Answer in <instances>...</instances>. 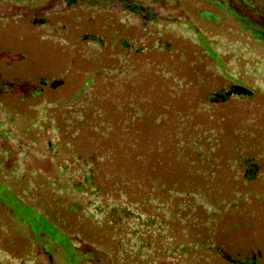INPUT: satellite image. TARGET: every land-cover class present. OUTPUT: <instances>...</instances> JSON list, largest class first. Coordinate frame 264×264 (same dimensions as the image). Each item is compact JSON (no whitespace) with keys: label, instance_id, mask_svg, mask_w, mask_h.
I'll return each mask as SVG.
<instances>
[{"label":"rangeland","instance_id":"rangeland-1","mask_svg":"<svg viewBox=\"0 0 264 264\" xmlns=\"http://www.w3.org/2000/svg\"><path fill=\"white\" fill-rule=\"evenodd\" d=\"M128 1L139 15L116 1L0 3V83H13L0 90V264H227L191 250L202 241L264 264V44L224 8ZM82 36L102 48H83ZM42 81L38 94L28 88ZM206 140L220 147L202 157L192 142ZM237 150L256 160L255 180L241 178ZM87 171L92 184L73 187ZM153 181L186 207L180 216L201 206L172 260L160 246L144 258L150 245L136 259L130 231L117 237L86 215L100 198L139 201Z\"/></svg>","mask_w":264,"mask_h":264},{"label":"trees","instance_id":"trees-1","mask_svg":"<svg viewBox=\"0 0 264 264\" xmlns=\"http://www.w3.org/2000/svg\"><path fill=\"white\" fill-rule=\"evenodd\" d=\"M53 0H0V3H9L15 6L19 5H27L31 3H49ZM62 3H65L66 6H71L77 3L78 7L82 8H96L98 6H102L103 4H108L111 1L119 2V4L123 8H127V10L131 11L135 15H139L140 11H142V7L138 1H128V0H89L86 3L85 0H57ZM196 3H203L207 6L215 8L217 11L220 9H225L224 17H231L233 23L237 24V28L242 33L248 34L251 38L260 41L264 44V5L262 7H258L255 4L249 5L244 0H186ZM86 3L85 7L84 4ZM234 3V4H233ZM236 4V5H235ZM246 8V6H248ZM224 6V7H223ZM205 18H213L212 14L209 12L203 13L201 15ZM148 18H153L151 14H149ZM214 19H218L214 17ZM152 20V19H151ZM44 24L46 22L44 21ZM101 39L93 36H82L80 39L81 46L88 50H97L99 51L102 48ZM13 84V83H12ZM12 84L6 86V84L0 83V90L11 87ZM39 85L44 86L45 82L42 81L38 83L37 86L29 85L28 88H33L35 93L39 92ZM237 89V88H236ZM235 88L230 90V92H215L207 97V100L218 97L219 101L224 102L228 97L232 94ZM66 110L69 111L70 116L76 117L79 116L78 111H75L72 106L66 107ZM83 114H87V111H81ZM193 146L197 148V146L202 147L205 151H202L201 156L203 157L206 154V149L213 151L215 148L218 149L220 147L219 144L214 145L213 142L206 140L205 143L199 145V142H192ZM212 145V147H211ZM215 146V147H214ZM250 148V146L248 147ZM239 151L240 159L236 162V166L241 170V178L246 182H251L259 177L261 174L259 172V167L256 164V160L252 157L251 154L243 155L242 151ZM94 178V174L92 171H87L83 181L74 183L76 189L80 190L81 187H84L88 184H92ZM149 187H152L145 191L143 198L139 201L134 200L128 202L126 200V196L123 193H119L121 201H115V203L108 204V202H104L101 198L97 200L95 203H88L89 209L86 215L89 218H100L106 222V224L110 225L116 234L117 237L120 236L121 231L124 229L126 231H130L126 236L134 237L137 240L139 246L137 247L136 254L133 255L136 257H140L142 255L141 250H144L145 247L149 248L151 254H146L143 257L154 256L156 247L160 246L163 248L162 254L168 257L170 260L176 258L175 250L179 249V251L184 250L183 244L185 241V236L187 233H190L188 230L189 227L198 226V221L196 219V212L200 210L201 206L196 204L195 202H190L191 207L187 206L189 209L188 214L186 216H180L182 212L186 210L185 206H180L178 203V199H176L170 191L161 190L164 188L161 182H152ZM159 191V192H158ZM94 195V194H93ZM97 197V196H94ZM124 201V202H122ZM205 207V206H204ZM208 207V206H207ZM78 208V207H77ZM205 210V208L203 209ZM206 212V211H205ZM193 214V216H192ZM208 214V213H207ZM211 215V213H209ZM208 214V215H209ZM203 224H200L202 226ZM52 228L45 229L48 231V234L52 237L53 240L55 236L53 235ZM139 238H143V240H138ZM154 240H159V244L153 242ZM189 244V243H188ZM191 245V244H190ZM153 246V247H152ZM195 247H199L204 249L203 251L207 255H216L219 256L224 262L227 264H259L260 257L258 254H251L248 257L237 258V257H229L226 253L221 251L219 248H215L213 246H207L204 244V241L200 243H196L192 245L191 250H194ZM135 248V247H134ZM129 255V252H127Z\"/></svg>","mask_w":264,"mask_h":264}]
</instances>
